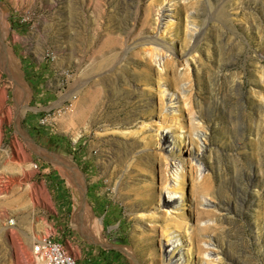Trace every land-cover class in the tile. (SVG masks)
<instances>
[{"label": "rangeland", "instance_id": "rangeland-1", "mask_svg": "<svg viewBox=\"0 0 264 264\" xmlns=\"http://www.w3.org/2000/svg\"><path fill=\"white\" fill-rule=\"evenodd\" d=\"M117 1L0 0V230L13 236L9 245L0 234V264H32V243L45 235L78 264H264V0H159L147 26L160 40L152 45L136 31L126 36ZM166 65L169 83L159 77ZM40 70L48 72L41 99ZM139 70L153 80L144 82ZM129 91H137L134 102L155 105L162 94L177 118L163 122L156 111L131 124L119 112L105 120L104 108L127 103ZM82 108L90 109L83 125ZM57 119L47 151L34 130ZM162 132L167 151L180 148L194 166L177 177L182 225L163 231L156 211L168 190L156 172L159 197L139 205L120 158ZM200 152L202 164L191 158ZM49 165L57 187L45 180ZM203 179L206 188L191 194Z\"/></svg>", "mask_w": 264, "mask_h": 264}, {"label": "bare ground", "instance_id": "bare-ground-1", "mask_svg": "<svg viewBox=\"0 0 264 264\" xmlns=\"http://www.w3.org/2000/svg\"><path fill=\"white\" fill-rule=\"evenodd\" d=\"M157 1H159V0H151L146 5H143V6L133 5L132 0H119V1H117L118 5H119V7H118L119 18L121 17V20L123 23L122 25H125L126 30H128L126 36H128V35L130 36L132 34V31H136L137 33L142 35L141 38H142V41L144 43L160 44V40L156 37V35L147 34V30H148L147 26L149 24V21L151 20V17H152L151 14L154 12V3ZM165 15L166 14L162 12L160 15V19H164L163 16L165 17ZM131 19H132V21H131ZM160 35H161V33H160ZM81 36L83 37V32H81ZM112 37L114 38L116 36L112 35ZM148 52L150 54H153V50L151 49V47L148 49ZM4 65H5V63H4ZM169 65H171V64H169ZM164 69L165 70L163 72H159V77L162 78L165 83H169L172 78L168 76L169 70H167V65L164 66ZM97 71H98L97 76H99V79H97L96 81L98 83H100V80L103 78L100 79V75H99L100 70H97ZM139 73H140L141 79L144 82L145 81L149 82V81L153 80V78L150 76V73L148 70H139ZM85 83H86V79L81 80L80 88L82 91L85 88ZM149 92L152 93L151 90H149ZM161 92H162V90H161ZM96 95H98V94H96ZM123 96L127 97V100H128L127 103L125 102L124 104H121L118 102H114V103L108 104L106 109L104 108V111H106L103 115L105 120L112 118L114 114L119 113V112H127L125 119H128V123L130 122L131 124H135L136 120L139 117H143L145 119L148 116H151L156 111L160 112L161 121H163V122L164 121H170V120L177 118V115L175 113H172L174 108H172L171 110L164 109L165 103L162 100V94H161V98H160L158 105H155L151 99L134 102L133 99L138 97L137 91L136 92L135 91L134 92L133 91L132 92L131 91L125 92V93H123ZM173 97H174V94L172 92L169 93V99L170 100L175 99V97L174 98ZM95 100H96V98H95ZM192 107L193 106L191 104L188 105V109L192 108ZM89 110L90 109H88V108L87 109L82 108V110L79 111L78 120H79V123L81 125H83V123L87 119V117L90 116ZM93 114H95V113H93ZM95 119H98V117L95 116ZM190 119L192 120V122H193V120H195L194 117H191ZM156 125H157L156 129H159L161 126L160 123L156 124L154 121H150L148 123L149 128H151V127L154 128ZM144 127H146V126H144ZM169 127H171V130L174 129V128H172V125H169ZM139 128H140L139 130H141V126ZM142 129H143V127H142ZM154 135H157V134L149 133V134H147V136H145L144 141H143L145 148L134 151V152L129 153V154H126L125 156H122L120 158H121V162L123 163V167H124L122 179L126 180L127 182H133L132 184L130 183L127 187L129 189L135 190V192L139 196L137 198L139 201V205H142L144 203L146 205L147 203H150L153 200L157 199V197H159L158 186L154 184V178L156 176L155 175L156 172L158 175L159 183L161 184V186L163 185V187H165L168 190L169 196L167 198L162 199L163 201L158 206V209L156 211L158 213L157 217L159 218V220L166 222L165 224L163 223L161 225V231H163L162 228L165 226H168V225L172 226V227H181V225H182L177 220V217H181V213L179 211H177V209H179V208L176 206V204H174L178 200L177 199L178 195H176V193L183 192L182 191V184L179 181V179H177V177L182 180V178L185 177V175L187 174L188 171L189 172L194 171V166L189 165V168H187L186 161L182 160L181 157L179 156V154H180L179 152L181 151L180 148H178V152H175L174 147L170 148L169 151H167L168 146L171 143L170 139H169L170 136L167 134V132L166 133L162 132V133L158 134L157 135L158 138L155 137ZM156 142H159L162 145L164 144V147L162 146L164 151L163 150H155V149L152 150V149L146 148L148 145L154 144ZM166 143H169V144L165 145ZM191 143H194L193 139H191ZM132 146H134V145H132ZM126 151H125V153H126ZM122 153H123V151H122ZM178 156H179V159H178V162H176L175 159H177ZM191 156H192L191 157L192 160L195 159L196 161H198V164H202L201 159L204 157L203 152L195 153V154L192 153ZM155 164H158V169L156 171H155ZM164 165H166V166L169 165L170 175H171V179H172L171 181L166 182V180H169V177H167L165 172H164L165 171ZM174 180H178V182L175 183ZM206 186H207V184L205 183L204 179L200 180L199 182L193 183V188H192L191 194L199 193L200 191L204 190L206 188ZM181 197L183 198V195H181ZM170 208H172V210H175V211L170 210ZM84 210H87V209L84 207L82 213H84ZM99 223H100V221L98 220V223H97L98 229H100V226H101V223L100 224ZM151 230L156 231L157 226L156 225L151 226ZM166 230H168V229H166ZM2 231L3 230H0V234L2 233ZM3 233H5V237L7 238V242L9 243V245L10 244L12 245L13 236L11 234V231L10 232L3 231ZM166 233H167V231H165V235H167ZM173 235H176V234H173ZM166 238L169 239L168 236ZM178 238L179 237H177L176 239H178ZM4 256H2V258H4ZM0 258H1V256H0ZM179 259L180 258L177 257L175 260H173V262H176Z\"/></svg>", "mask_w": 264, "mask_h": 264}, {"label": "built area", "instance_id": "built-area-1", "mask_svg": "<svg viewBox=\"0 0 264 264\" xmlns=\"http://www.w3.org/2000/svg\"><path fill=\"white\" fill-rule=\"evenodd\" d=\"M50 56V52L46 53ZM49 121L48 115L41 118V123ZM36 167V164H34ZM32 264H78L75 257L67 252L62 243L50 235L37 238L31 246Z\"/></svg>", "mask_w": 264, "mask_h": 264}, {"label": "crops", "instance_id": "crops-1", "mask_svg": "<svg viewBox=\"0 0 264 264\" xmlns=\"http://www.w3.org/2000/svg\"><path fill=\"white\" fill-rule=\"evenodd\" d=\"M48 72L47 70H40V77H39V81L41 80L42 81V78L44 75H46ZM41 81L39 82V86H37V94H38V98L41 99V97L43 98V95H45V88H42L43 87V83H41ZM30 125V123H29ZM59 124H58V119L55 120V125L50 128L49 126H40V128L38 127L37 130H34L35 133H38V136L39 137H45V142H46V145H45V148L47 149V151H51L52 148L51 146L48 147L47 146V142L48 141H52V143H55L56 139H57V134L55 133L56 130L60 129L59 127ZM45 130V132H43V130ZM51 144V143H50ZM49 178V179H53L54 180V184L55 186L54 187H57L58 184H57V181H58V178H57V172L54 170V168H51L50 165L45 167V180ZM54 187L52 189H54ZM56 192V191H55Z\"/></svg>", "mask_w": 264, "mask_h": 264}]
</instances>
